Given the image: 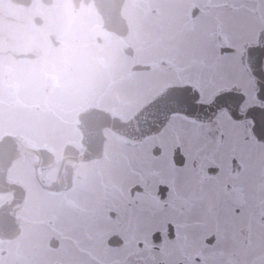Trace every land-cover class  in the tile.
I'll list each match as a JSON object with an SVG mask.
<instances>
[{"label": "flooded vegetation", "instance_id": "af4514ba", "mask_svg": "<svg viewBox=\"0 0 264 264\" xmlns=\"http://www.w3.org/2000/svg\"><path fill=\"white\" fill-rule=\"evenodd\" d=\"M248 248L264 0H0V264H264Z\"/></svg>", "mask_w": 264, "mask_h": 264}, {"label": "rangeland", "instance_id": "374dc122", "mask_svg": "<svg viewBox=\"0 0 264 264\" xmlns=\"http://www.w3.org/2000/svg\"><path fill=\"white\" fill-rule=\"evenodd\" d=\"M25 81H27L26 78H25ZM67 93H68L70 100H73V99L76 100L79 97V90H78L77 86H74L73 84L68 85ZM37 97H38V94L31 96L32 99L37 98ZM182 129H183L182 130L183 132H190L191 131L190 127H187V126H182ZM259 152H260L259 149H257L256 153L258 154ZM259 164H260V161L258 159V168H259ZM248 167L249 168L254 167L253 162L248 163ZM201 218H200V220L205 221L204 219H201ZM252 239L254 240L252 246H254V247L258 246V242L256 241V239L255 238H252ZM242 252L245 253L244 255L246 256L247 261H256V260H258V256L264 255L262 252L260 253L258 251L251 253V252H249V248L246 249L245 251L243 250ZM239 255H240V253H239ZM260 259H264V257H262Z\"/></svg>", "mask_w": 264, "mask_h": 264}]
</instances>
